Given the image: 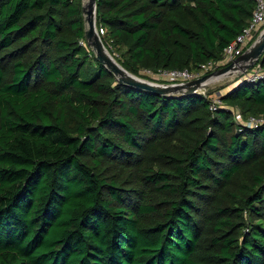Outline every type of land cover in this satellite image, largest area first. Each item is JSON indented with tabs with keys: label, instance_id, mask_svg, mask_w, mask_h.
<instances>
[{
	"label": "trees",
	"instance_id": "1",
	"mask_svg": "<svg viewBox=\"0 0 264 264\" xmlns=\"http://www.w3.org/2000/svg\"><path fill=\"white\" fill-rule=\"evenodd\" d=\"M83 4L0 0V264H264V125L235 119L264 117V53L211 110L213 92L119 82L85 39ZM255 8L97 0L96 15L139 75L220 61Z\"/></svg>",
	"mask_w": 264,
	"mask_h": 264
},
{
	"label": "water",
	"instance_id": "2",
	"mask_svg": "<svg viewBox=\"0 0 264 264\" xmlns=\"http://www.w3.org/2000/svg\"><path fill=\"white\" fill-rule=\"evenodd\" d=\"M83 14L86 24L85 39L94 51L98 61L104 64L118 78L119 82L134 88L153 92L156 95H194L201 93V89L212 81L232 75L240 70L248 71L252 69L264 53L263 29L248 48L230 64L193 80L159 84L128 71L108 50L98 32L96 15L97 0H89L87 3L84 2Z\"/></svg>",
	"mask_w": 264,
	"mask_h": 264
},
{
	"label": "built area",
	"instance_id": "3",
	"mask_svg": "<svg viewBox=\"0 0 264 264\" xmlns=\"http://www.w3.org/2000/svg\"><path fill=\"white\" fill-rule=\"evenodd\" d=\"M264 29V0H256V8L253 16L251 17L248 24L245 26L243 31L233 39L223 51V58L220 61H208L201 64L196 69H159L153 71L150 69L143 70L145 75L150 78H160L171 82H185L199 78L207 73L219 69L220 67L226 66L233 62L238 56H240L248 46L256 39V37ZM100 35L105 34V30L100 27L98 28ZM83 43V42H82ZM262 68H255L250 73L245 74L247 79L256 80L262 75ZM221 104L219 95L216 99H211L210 108L215 110ZM236 122L243 126L256 127L264 125L263 116L250 115L245 117L240 110L235 111Z\"/></svg>",
	"mask_w": 264,
	"mask_h": 264
},
{
	"label": "rangeland",
	"instance_id": "4",
	"mask_svg": "<svg viewBox=\"0 0 264 264\" xmlns=\"http://www.w3.org/2000/svg\"><path fill=\"white\" fill-rule=\"evenodd\" d=\"M88 1L89 0H84L85 3H87ZM107 48H108V50L111 52V54L116 59H117V57L118 58H121V56L119 55V53L121 51L120 52L117 51L111 45H108ZM245 72H247V71L240 70L238 72L233 73L232 75H228L226 77H222V78H219V79H217L215 81H212L206 87H204V88L201 89V93L205 95L208 92H213L209 96V98L210 99H216L218 97V95L220 94V92H223V91L229 89L231 85L237 83L238 80H239V78ZM138 76L139 77H142V78H145V79H148V80H151L153 82L159 83V84L175 83V82H171V81H168V80H163V79H160V78H150V77H148V76L145 75L144 71H140ZM168 137H169V139H171V145H170V147L171 148L177 147L179 141L177 140L176 136L173 135V134H171ZM142 158L146 162L150 163L153 166L154 169H157V168H159L162 165V163L160 162V160L155 155L150 154V152L142 153ZM141 168L142 167H138L137 169L134 170V175H135V178L134 179L135 180H139V176L138 175L140 173V169ZM227 184H228L227 187H229L230 189H234L235 186H236V183L233 180L227 182ZM214 201H215L214 196H209V197H207L205 199H201V200L198 201V205L200 206V211H199L200 218L207 217V214L210 212V208L214 204ZM224 204H225V202H224Z\"/></svg>",
	"mask_w": 264,
	"mask_h": 264
},
{
	"label": "bare ground",
	"instance_id": "5",
	"mask_svg": "<svg viewBox=\"0 0 264 264\" xmlns=\"http://www.w3.org/2000/svg\"><path fill=\"white\" fill-rule=\"evenodd\" d=\"M108 53H110V52H108Z\"/></svg>",
	"mask_w": 264,
	"mask_h": 264
}]
</instances>
